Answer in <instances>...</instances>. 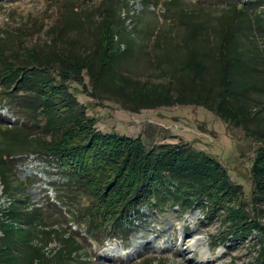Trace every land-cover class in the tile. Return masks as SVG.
<instances>
[{
	"label": "trees",
	"instance_id": "1",
	"mask_svg": "<svg viewBox=\"0 0 264 264\" xmlns=\"http://www.w3.org/2000/svg\"><path fill=\"white\" fill-rule=\"evenodd\" d=\"M229 4L239 14L246 12L244 7L238 9L236 3ZM101 21L98 62L96 57L80 58L72 50L62 48V38L56 30L52 31V63L40 61L37 51L27 52L28 60L0 47V96L30 117V124L25 125L35 134L33 139L28 137L30 146L26 151L53 159L65 177L63 182L53 183L61 208L48 201L45 206L27 210L25 200H21V206L12 202L7 208H0V264H85L78 253L83 243L101 245L110 239L126 238L135 221L142 219L144 207L160 212L176 206L182 211L199 207L219 216L229 229L223 237L216 236L214 248L221 241L247 237L254 228L264 230L257 218L249 216L240 185L230 180L217 158L182 144L147 149L140 137L100 132L95 127L96 118L86 114L85 106L69 94L65 82L66 76L75 72V80L81 84L83 71L87 70L94 78L93 87L105 82L117 92V102L127 110L138 112L142 108L193 103L211 110L226 124L246 127L248 134H263L259 128L257 131L247 126L249 90H258L259 86L248 84V80L256 83L257 76L248 69L238 32L220 21L215 57H203L197 46L182 43L187 51L182 53L183 61L175 62V70L181 74L174 95L171 81L156 85L145 81L138 85L118 72L113 55L122 42L115 40L118 32L113 11L105 8ZM22 60L29 61V65L22 64ZM35 68L47 77L40 71H27ZM207 78L213 82L211 86L216 85V99L206 93ZM263 153L264 145L251 167L250 198L254 207L264 203ZM15 154L0 149L4 194L15 190L24 194L23 182L15 185L12 179L16 177ZM71 222L77 229L71 228ZM65 224L71 229L67 230ZM52 242L59 244L55 252L47 249ZM255 262L264 264V246Z\"/></svg>",
	"mask_w": 264,
	"mask_h": 264
},
{
	"label": "rangeland",
	"instance_id": "2",
	"mask_svg": "<svg viewBox=\"0 0 264 264\" xmlns=\"http://www.w3.org/2000/svg\"><path fill=\"white\" fill-rule=\"evenodd\" d=\"M229 2L236 3L238 9L244 7L246 12L242 15L233 11ZM105 8L113 11L118 32L115 40L122 42L113 55L118 72L140 85L145 81L151 85L171 81L174 95L181 74L175 70V62L183 61L182 53L187 51L182 43L197 46L203 57L214 56L220 21L238 32L248 69L258 81L248 80V84L259 86L258 90H249L247 126L259 128L263 134H248L246 127L226 124L211 110L193 103L142 108L138 112L127 110L117 102V92L105 82L94 88V78L87 70L83 71L81 84L75 80V72L66 76L65 82L69 94L85 106L86 114L96 118L95 127L100 132L140 137L147 149L182 144L217 158L230 180L240 185L249 216L257 218L264 228V203L254 207L250 198L251 167L264 145V0H0V47L28 60L26 53L37 51L40 61L52 63V31L56 30L62 38V48L72 50L80 58L96 57L98 62ZM22 64L29 65V61L22 60ZM27 71H40L47 77L37 68ZM209 79L205 82L206 93L216 99V85L211 86ZM30 122L28 115L0 96V149L16 152L13 183L25 185L21 188L24 194L18 190L4 194L0 181V208H7L12 202L21 206V200L26 201L27 210L45 206L48 201L61 208L53 183L63 182L65 177L53 159L26 151L30 146L28 137L35 138L25 125ZM142 213V219L135 221L126 238L110 239L101 245L83 243L78 252L80 260L85 264H257L264 246V230L254 228L247 237L221 241L214 248L216 236L223 237L229 227L204 208L182 211L176 206L160 212L144 207ZM68 224L77 229L72 222ZM65 228L71 229L67 224ZM58 248L59 244L52 242L47 249L55 252Z\"/></svg>",
	"mask_w": 264,
	"mask_h": 264
}]
</instances>
